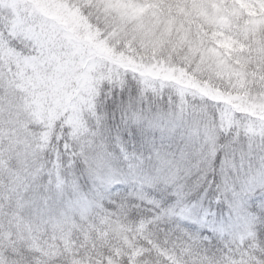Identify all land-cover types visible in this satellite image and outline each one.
<instances>
[{
    "label": "snow or ice",
    "instance_id": "obj_1",
    "mask_svg": "<svg viewBox=\"0 0 264 264\" xmlns=\"http://www.w3.org/2000/svg\"><path fill=\"white\" fill-rule=\"evenodd\" d=\"M0 264H264V0H0Z\"/></svg>",
    "mask_w": 264,
    "mask_h": 264
}]
</instances>
